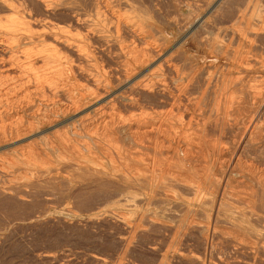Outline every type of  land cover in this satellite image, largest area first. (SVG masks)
Wrapping results in <instances>:
<instances>
[{
  "label": "bare ground",
  "instance_id": "obj_1",
  "mask_svg": "<svg viewBox=\"0 0 264 264\" xmlns=\"http://www.w3.org/2000/svg\"><path fill=\"white\" fill-rule=\"evenodd\" d=\"M142 1L0 0L1 192L56 156L122 188L101 205L121 253L96 263L264 264V20L210 0L183 31Z\"/></svg>",
  "mask_w": 264,
  "mask_h": 264
},
{
  "label": "rangeland",
  "instance_id": "obj_2",
  "mask_svg": "<svg viewBox=\"0 0 264 264\" xmlns=\"http://www.w3.org/2000/svg\"><path fill=\"white\" fill-rule=\"evenodd\" d=\"M202 1L143 0L142 2L149 4L151 13L148 18L155 20V23L161 26L169 25L177 22L178 19L179 26L184 27L179 28L186 31L188 25L194 24L198 18L207 17L209 2L212 0H204L203 3ZM220 2L219 7H222L218 8V14L215 13L219 18L216 16L217 21L214 17L212 18L214 20L211 19L218 24L225 22L231 25L239 21L264 20V0H220ZM184 4L186 5L183 6ZM195 11L198 13L196 14ZM216 23L213 29H200L202 32L200 30L196 32L199 35L201 33V37L206 35L212 37L219 28ZM206 30H208L207 34ZM105 63L112 65L108 60L102 64ZM42 165L46 173L32 187H21L3 194L1 190L10 184L0 182V264H98L93 257L100 255L112 259L119 257L121 231L110 221H105L107 215L101 205L108 197L121 193V186L114 181L86 180L73 176L71 170L63 167L56 156H52ZM102 165L106 168L110 167L107 162H102ZM14 183L22 184L24 181L18 180ZM68 206L70 209L67 208ZM74 213L82 215H78L77 218ZM162 236L163 234L159 232L149 234L134 250V257L153 262L152 257L149 258V255L145 254L144 245L161 241L162 239L159 238ZM196 241L195 238L192 239V243Z\"/></svg>",
  "mask_w": 264,
  "mask_h": 264
}]
</instances>
